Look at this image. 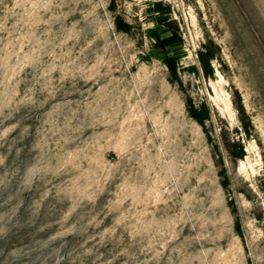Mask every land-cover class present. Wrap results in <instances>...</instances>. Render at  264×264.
Returning a JSON list of instances; mask_svg holds the SVG:
<instances>
[{
    "label": "rangeland",
    "instance_id": "1",
    "mask_svg": "<svg viewBox=\"0 0 264 264\" xmlns=\"http://www.w3.org/2000/svg\"><path fill=\"white\" fill-rule=\"evenodd\" d=\"M0 264H264V0H0Z\"/></svg>",
    "mask_w": 264,
    "mask_h": 264
},
{
    "label": "trees",
    "instance_id": "2",
    "mask_svg": "<svg viewBox=\"0 0 264 264\" xmlns=\"http://www.w3.org/2000/svg\"><path fill=\"white\" fill-rule=\"evenodd\" d=\"M167 62V65H168V67H169V69L172 71V73H173V75H175L176 76V70L173 68V66L170 64V61H169V59H167L166 60ZM204 63V62H203ZM189 112H190V115L195 119V120H197L200 124H202L203 123V120L205 119V118H207L208 117V112L206 111V110H201V111H199L197 108H195V107H193V106H191L190 108H189ZM243 154V151L241 152V154L240 155H242Z\"/></svg>",
    "mask_w": 264,
    "mask_h": 264
}]
</instances>
